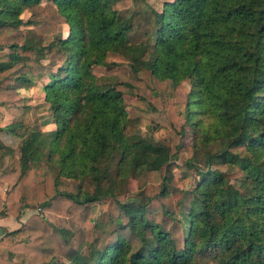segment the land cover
I'll return each instance as SVG.
<instances>
[{
    "label": "trees",
    "instance_id": "1",
    "mask_svg": "<svg viewBox=\"0 0 264 264\" xmlns=\"http://www.w3.org/2000/svg\"><path fill=\"white\" fill-rule=\"evenodd\" d=\"M146 3L0 0V50L8 49L0 53V106L27 108L17 84L28 87L46 76L44 103L54 123L44 130L36 116L22 114L0 126L19 138L15 148L0 141V159L12 157V168L1 174L7 187L0 209L14 216L39 210L3 232L0 264H264V0L149 6L139 13L152 29L130 44L132 16L120 19V13ZM24 9H31L25 20ZM63 23L68 36L43 44ZM120 49L135 71L142 63L160 80H190L187 99L174 100L139 77L99 82L91 67L110 65L105 56ZM41 52L61 62L55 71ZM124 95L141 110L165 115L168 143L125 135ZM182 119L195 152L179 164ZM116 149L119 163H129L119 173L126 178L121 193L103 189ZM234 165L245 172L240 189L224 177ZM141 166L145 181L138 186L132 173ZM192 168L198 173L192 188L171 182L175 169ZM105 196L121 212L109 228L92 217L91 204ZM44 210L70 219L75 229L57 226Z\"/></svg>",
    "mask_w": 264,
    "mask_h": 264
},
{
    "label": "rangeland",
    "instance_id": "2",
    "mask_svg": "<svg viewBox=\"0 0 264 264\" xmlns=\"http://www.w3.org/2000/svg\"><path fill=\"white\" fill-rule=\"evenodd\" d=\"M165 1L170 0H146V5L137 4L133 8L128 9L127 11H123L120 13L119 18L123 19L132 16V28L128 33V42L130 44H136L140 40H144L147 37L144 36V30L147 28L152 29V22L147 21L145 23L141 18L140 11H144L149 9V6L154 7L155 9H159L160 11L163 9V4ZM146 7V8H145ZM133 11V12H132ZM149 11V10H148ZM31 9H24L21 13L20 17L25 20L26 17L30 14ZM139 13V14H138ZM20 27L30 29L32 26L23 24ZM69 27L67 24H60L58 27V31L56 34L43 36L42 43H47L50 39L56 38H65L68 36ZM31 33H29L30 35ZM31 36V35H30ZM34 36H38V34H34ZM8 49L5 47L0 50V53L7 51ZM40 55V60L46 64L48 70L55 71L56 68L61 64V62H55L48 60L44 57V52ZM130 58L129 55L125 52H122L121 49L118 51H110L105 56V62H110V65H93L91 67V72L96 75L99 79V82H113V81H134L137 77L145 79L144 81L154 90L159 91V93H163L164 95L173 98L177 101H185L187 99V93L190 89V83L188 79L181 80L179 83L174 84L171 79L160 80L155 77L150 70L145 67L142 63H139L138 70H133L130 66ZM48 82V78L44 76L40 80H36L32 85L28 87H23L17 84L18 94L23 98L24 105H27V108L24 106H15L3 109L2 119L13 120L18 119L25 114L24 116L32 117L33 115L39 119V125L41 129H52L54 128V123L49 116V110L44 103V91L43 86ZM124 103L125 109L127 113V125L124 130L125 135L132 138L133 140H137L138 138L147 137L152 138L157 141H163L168 143L172 137V132L168 128L167 119L163 113H159L158 111H149V110H141L136 107L132 103V97L128 95H124ZM4 117V119H3ZM49 122L44 124L41 121ZM48 120V121H47ZM4 122V121H3ZM40 123H43L41 125ZM182 129H184L185 133L181 142V146L176 154V160L179 164H183L194 156L195 149L193 147V138L192 132L190 128V124L188 122L182 121ZM1 133V138L4 140L7 139V134ZM5 134V135H4ZM19 138L17 137V144ZM16 143V138H13L12 141L9 142L10 145H14ZM16 147V145H15ZM204 153V150L200 151ZM198 153L201 155V153ZM122 154L120 153V149H116L113 152L111 160L108 162V171H107V179H103V189L106 187L113 188L115 191L121 193L125 190V180L123 174H119L124 170L129 169V163L121 161ZM8 161L2 163L3 166L9 167L12 165V158H7ZM198 165L204 168L203 161H197ZM144 172H146V168L144 166L138 167L134 173H132L133 181L138 185L142 186L145 178ZM245 173L239 166L234 165L231 166L230 169L225 173L224 177L227 183L233 184L235 187L240 189L241 184V176ZM198 180V173L196 168L188 169V170H179L175 169L172 175L171 182L182 188H192V186ZM88 189L92 187L90 185L87 186ZM179 197V194H175V199ZM92 207V217L97 219L101 225L105 228L112 227L114 225L113 218L116 216H121V212L118 209L116 203L110 196L103 197L100 201L94 202L91 204ZM28 209V210H27ZM24 211L28 212V215L34 212H38L39 210L35 207L24 208ZM40 214H43L44 217L52 221L59 227H64L70 230H74L75 226L71 222L70 219L56 215L50 211H41ZM123 217V216H122ZM158 218V215L155 216ZM125 218L123 217V220ZM86 251V249L84 250ZM20 264V262H18Z\"/></svg>",
    "mask_w": 264,
    "mask_h": 264
},
{
    "label": "crops",
    "instance_id": "3",
    "mask_svg": "<svg viewBox=\"0 0 264 264\" xmlns=\"http://www.w3.org/2000/svg\"><path fill=\"white\" fill-rule=\"evenodd\" d=\"M3 109H5V107L0 106V112L2 114L4 113ZM3 119H4V117H3ZM3 121L0 122V126H3L5 124L9 123L11 120L8 121V120L4 119ZM4 132H6L5 134H7V136H10V137H7V139L4 140L3 138H1V135H0V141L6 146L15 148V145H17V137L7 133V131H5V130H2L0 132V134L4 133ZM13 138H16V143L14 145H10L9 142L12 141ZM9 157L10 156H8V155H3V157L0 159V197L1 198H4L6 187H7V182L3 178H1V174H2V172L12 168V165H10L9 167H5L6 162L8 161L7 158H9ZM10 158H12V157H10ZM2 163H5V166H3L4 164L2 165ZM28 216H29L28 212H26L24 210L21 211L20 215L14 216V215L6 214L2 209H0V237L2 236L4 231H10V230H14V229L19 228L25 222V220L28 218ZM0 252L4 253V252H6V249L4 247H0ZM13 260H15V259H13ZM16 264H19V263L17 262Z\"/></svg>",
    "mask_w": 264,
    "mask_h": 264
}]
</instances>
